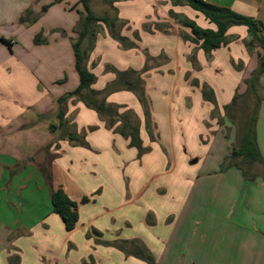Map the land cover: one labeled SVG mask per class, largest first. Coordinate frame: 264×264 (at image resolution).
I'll use <instances>...</instances> for the list:
<instances>
[{
  "label": "crops",
  "instance_id": "1",
  "mask_svg": "<svg viewBox=\"0 0 264 264\" xmlns=\"http://www.w3.org/2000/svg\"><path fill=\"white\" fill-rule=\"evenodd\" d=\"M102 1L101 8L100 0L91 1L94 13L126 21L119 33L137 48L122 47L102 24L85 62L97 78L92 89L115 81L105 66L140 72L146 53L156 59L142 74L155 140L139 99L125 90L107 102L138 122L148 152L140 156L128 138L75 98L66 103V119L85 134L88 147L58 139L50 130L58 123L57 100L80 83L71 39L78 35L82 5L0 0V264H85L91 257L94 264H148L102 244L118 240H139L155 264H264V168L255 180L235 166L220 171L254 108L247 81L258 70L262 48L250 51L247 27L232 26L228 44L208 56L191 29L170 15L173 10L216 29L191 7L171 0ZM205 1L257 20L264 36V0ZM27 10L39 15L34 24L20 23ZM149 22L153 32L144 28ZM39 34L46 44L34 43ZM204 85L215 103L204 98ZM259 92L256 135L264 158V73ZM236 96L250 104L247 111L240 105L226 110ZM59 188L79 204L70 232L52 211L51 192ZM84 197L89 202L82 203Z\"/></svg>",
  "mask_w": 264,
  "mask_h": 264
},
{
  "label": "trees",
  "instance_id": "2",
  "mask_svg": "<svg viewBox=\"0 0 264 264\" xmlns=\"http://www.w3.org/2000/svg\"><path fill=\"white\" fill-rule=\"evenodd\" d=\"M60 2L61 0H57ZM92 0H79L83 10L80 11L81 19L77 25L78 35L71 39L72 46L76 57V69L80 77L79 86L71 92L65 93L57 100V112L55 114L58 123L51 124L50 130L56 133L58 139L68 140L76 146L88 147L85 140V134L78 133L76 126L70 124L66 119V103L69 99L75 98L85 104L86 107L96 111L100 118L105 121L109 129L121 134L123 137L130 140V146L135 147L139 151V155L148 152L149 148H144L142 140L139 136V124L132 121L129 114H119L118 108L115 105L107 102V97L118 91L133 92L139 99L144 109L146 128L152 141L155 140L154 124L151 120L150 104L145 94L144 80L142 73L146 70L154 68L156 65H150V62L156 59L147 55L146 65L140 72L134 70L118 71L114 68L108 70L116 74V79L108 84L104 90L97 91L92 89V85L96 82V75L91 72L85 65L88 52L93 48L95 36L102 29V24L108 29L109 35L116 41L122 44L125 49L136 48V42L129 38L122 36L116 29L118 26H125L126 22L119 19L115 14L98 16L94 13L91 7ZM119 0H110L112 4ZM174 5H187L193 10L200 12L205 18L216 26V29L203 28L199 26L194 20L188 17L170 12V15L182 25L191 29L193 40L200 42V47L204 52L210 56L211 52L228 44L230 38L227 35L228 30L232 26H246L250 41L246 44L250 51L260 46L263 53L259 55L258 70L247 81L248 93L255 97V105L249 115L246 116L242 122L243 127L238 131V142L233 146L231 155L226 157L221 164L220 171H225L230 167L239 168L246 180H255L259 175V169L264 168V158L262 157L257 143L256 135V119L259 108V103L263 99L259 92V78L264 73V36L261 34L262 29L260 23L251 18L238 14L231 9L216 6L208 3L205 0H171ZM47 9V7H45ZM112 11L116 9L112 7ZM39 18L31 10H27L20 18V23L24 25L34 24ZM159 28V27H158ZM63 35H66L62 29L56 30ZM137 39L139 36L135 33ZM10 47L13 43L10 39L2 38ZM90 41V47L84 48V42ZM34 43L36 45L46 44L47 39L39 34L35 37ZM204 98L210 102L215 103V97L212 89L207 85L202 87ZM241 97L236 96L233 99L231 106H227L226 110L231 107H238L240 105ZM131 115H134L131 113ZM45 118V117H42ZM97 129V126L89 128L90 131ZM52 211L58 214L67 231H73L79 220V204L72 201L62 188L53 190L51 192ZM89 197H84L82 203L89 202ZM94 234H100L94 230ZM88 237L91 233H88ZM107 246H111L123 251L126 255H134L135 257L147 262L148 264H155L154 257L151 252L139 240L123 241L118 240L114 242H103ZM94 264L92 257L89 263Z\"/></svg>",
  "mask_w": 264,
  "mask_h": 264
},
{
  "label": "rangeland",
  "instance_id": "3",
  "mask_svg": "<svg viewBox=\"0 0 264 264\" xmlns=\"http://www.w3.org/2000/svg\"><path fill=\"white\" fill-rule=\"evenodd\" d=\"M101 3V4H100ZM100 3L98 4L99 6H100V8L101 7H103V5H104V3H103V1L102 0H100ZM173 3V2H172ZM114 4V3H113ZM174 5V4H173ZM177 6V5H176ZM180 6H187V5H180ZM173 11V10H172ZM112 12H114V11H112ZM174 12V11H173ZM126 22V21H125ZM127 23V22H126ZM181 24V23H180ZM152 25H153V23L152 22H149V23H146V24H144V28H145V30L146 31H148V32H153L152 31ZM156 25V24H155ZM103 27V26H102ZM119 28H117L116 30L117 31H119V30H122V28L123 27H125V26H118ZM156 28H157V25H156ZM158 29V28H157ZM137 32V31H136ZM135 32V33H136ZM109 33V32H108ZM118 42V41H117ZM119 43V42H118ZM120 45H122L121 43H119ZM123 47V46H122ZM137 48V47H136ZM131 49H133V48H131ZM146 58H147V53H146ZM161 58L163 59V56H161ZM145 67V66H144ZM108 68L109 69H111V68H114V67H112V66H105V69H106V71H108V72H113V71H111V70H108ZM159 68V67H158ZM114 69H116V68H114ZM152 69V68H151ZM117 70V69H116ZM130 70H132V69H130ZM150 70V69H149ZM149 70H145L143 73H146V72H148ZM118 71H120V70H118ZM127 71V70H126ZM134 71H136V70H134ZM114 73V72H113ZM142 73V74H143ZM240 102V106H241V108L245 111H247L248 110V106L250 105H247V103L246 102H244V101H239ZM253 103H251V105H252ZM243 119H244V115L243 114H241V119L240 120H242L243 121ZM241 123V121H239L238 120V123Z\"/></svg>",
  "mask_w": 264,
  "mask_h": 264
}]
</instances>
